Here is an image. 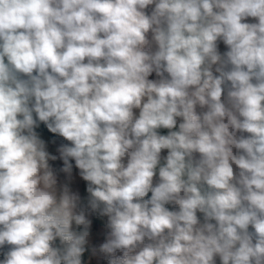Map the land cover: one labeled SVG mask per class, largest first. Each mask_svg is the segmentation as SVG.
<instances>
[{
    "label": "clouds",
    "instance_id": "clouds-1",
    "mask_svg": "<svg viewBox=\"0 0 264 264\" xmlns=\"http://www.w3.org/2000/svg\"><path fill=\"white\" fill-rule=\"evenodd\" d=\"M0 251L264 264V0H0Z\"/></svg>",
    "mask_w": 264,
    "mask_h": 264
},
{
    "label": "crops",
    "instance_id": "crops-1",
    "mask_svg": "<svg viewBox=\"0 0 264 264\" xmlns=\"http://www.w3.org/2000/svg\"><path fill=\"white\" fill-rule=\"evenodd\" d=\"M151 8H152V6H149V9H148L149 12L151 11ZM249 22H255V21L252 20V18H249ZM219 50H220L221 53H223L224 51L227 50L226 46L223 45L222 42L219 43ZM150 78H153V79L156 78L155 74H153V76L150 77ZM135 111L138 114V110H135ZM197 111H200V109L198 108ZM178 123H179V120H178ZM159 131H160L161 134H167V132H168L167 129H160ZM41 135L49 142V151H51L53 153H55L56 147L59 146L61 143H70L68 141H64L62 137H58L56 141H52L51 138L47 134L41 133ZM166 154H167L166 150L163 151L162 154H161V156H162V161L161 162L162 163H163V157ZM51 162L52 161H50V163ZM234 168H235V166H234ZM74 171H78V170H74ZM60 178H61V180L63 179V174L60 175ZM154 183H155V178H154ZM75 187L79 191L84 192V190H85V182H82L79 179H77L75 181ZM176 207H178V206H176ZM198 216H200L201 219H202V214L198 213ZM104 220H106V218H104ZM104 231L105 230L102 228L100 220H97L96 224H95V229H94V232H93V237L98 238V239L102 238L103 241H104ZM217 264H219V259L218 258H217Z\"/></svg>",
    "mask_w": 264,
    "mask_h": 264
},
{
    "label": "trees",
    "instance_id": "trees-1",
    "mask_svg": "<svg viewBox=\"0 0 264 264\" xmlns=\"http://www.w3.org/2000/svg\"><path fill=\"white\" fill-rule=\"evenodd\" d=\"M39 131H40L41 133H45V134H47V135L51 138L52 141H56L57 138H58V136H56V135H54V134H50V133H48L47 130L44 128L43 125H41V128H40ZM50 164L54 167V169H55L56 171H58L59 168H60V166L62 165V162L58 160V161H55V162H51ZM73 164H74V161H73ZM149 195H150V194H149ZM169 207H172V206H169ZM58 243H59V241H57V244H58ZM6 249H7V246L5 247L4 250H6ZM3 259H4V256H3V254H2V251H0V260H3Z\"/></svg>",
    "mask_w": 264,
    "mask_h": 264
},
{
    "label": "rangeland",
    "instance_id": "rangeland-1",
    "mask_svg": "<svg viewBox=\"0 0 264 264\" xmlns=\"http://www.w3.org/2000/svg\"><path fill=\"white\" fill-rule=\"evenodd\" d=\"M91 242H92L93 244L98 245L99 243H102V242H103V239H102V238L98 239V238L93 237V239H92ZM119 254H120V253H118V255H119Z\"/></svg>",
    "mask_w": 264,
    "mask_h": 264
}]
</instances>
